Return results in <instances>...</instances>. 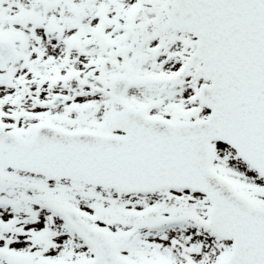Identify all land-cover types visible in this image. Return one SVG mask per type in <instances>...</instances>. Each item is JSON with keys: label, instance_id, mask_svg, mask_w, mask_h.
Instances as JSON below:
<instances>
[{"label": "snow or ice", "instance_id": "6c2138e0", "mask_svg": "<svg viewBox=\"0 0 264 264\" xmlns=\"http://www.w3.org/2000/svg\"><path fill=\"white\" fill-rule=\"evenodd\" d=\"M0 264H264V0H0Z\"/></svg>", "mask_w": 264, "mask_h": 264}]
</instances>
